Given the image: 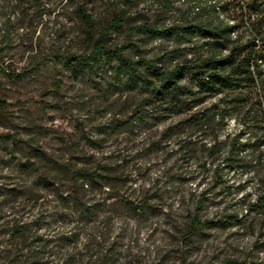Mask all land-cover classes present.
<instances>
[{"label": "rangeland", "instance_id": "rangeland-1", "mask_svg": "<svg viewBox=\"0 0 264 264\" xmlns=\"http://www.w3.org/2000/svg\"><path fill=\"white\" fill-rule=\"evenodd\" d=\"M122 5L123 0H0V100L7 103L0 109V133L13 132L22 143L21 151L11 153L0 137V264L264 259V214L249 205L256 198L257 177L231 175L217 184L211 171L203 172L201 165L179 154L174 140L165 148H143V142L160 137L159 129L167 122L86 147L97 154L99 149L105 154L124 152L129 164L123 174H105L103 182L85 183L86 190L78 193L82 201L49 191L62 186L68 190L64 195L74 194L76 184L56 183L46 189L20 169L18 161L33 159L35 133L42 134V142L62 146L65 131L97 130L109 116L110 104L99 105L93 87L56 64L53 56L88 50L78 7L93 14L99 28ZM129 10L142 21L177 20L145 3ZM128 33L122 28L116 42L126 40ZM133 40L145 49L138 36ZM203 192L206 199L199 208ZM15 218L27 225L23 237L10 236ZM207 221L213 224H203Z\"/></svg>", "mask_w": 264, "mask_h": 264}, {"label": "trees", "instance_id": "trees-1", "mask_svg": "<svg viewBox=\"0 0 264 264\" xmlns=\"http://www.w3.org/2000/svg\"><path fill=\"white\" fill-rule=\"evenodd\" d=\"M141 3L177 20L142 21L129 10ZM77 13L86 27L88 50L59 52L53 60L92 86L98 104H110L109 116L97 130L65 131L62 146L42 142V134L35 133L33 159L18 161L23 173L46 189L56 183L76 184L74 194L64 195L68 190L62 186L49 191L82 201L78 193L86 190L85 183L123 174L129 164L124 152L105 154L99 149L97 154L86 147L167 122L159 129L160 137L143 142V148H165L174 140L179 154L201 165L203 172L211 171L217 184L231 175L256 176L257 194L249 205L264 214V0H123L122 8L99 28L84 7ZM124 27L128 36L118 43L115 34ZM6 105L0 100V109ZM0 137L8 151H21V140L13 132ZM205 199L203 192L199 208ZM26 229V223L15 218L10 236L23 237ZM205 264H264V259L249 256Z\"/></svg>", "mask_w": 264, "mask_h": 264}]
</instances>
